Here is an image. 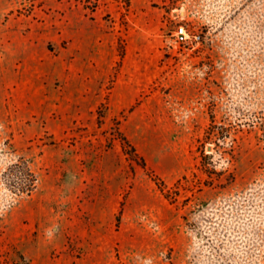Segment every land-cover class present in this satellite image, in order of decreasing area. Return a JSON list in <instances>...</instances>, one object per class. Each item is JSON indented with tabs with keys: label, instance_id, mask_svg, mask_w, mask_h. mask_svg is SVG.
Here are the masks:
<instances>
[{
	"label": "rangeland",
	"instance_id": "rangeland-1",
	"mask_svg": "<svg viewBox=\"0 0 264 264\" xmlns=\"http://www.w3.org/2000/svg\"><path fill=\"white\" fill-rule=\"evenodd\" d=\"M0 264H264V0H0Z\"/></svg>",
	"mask_w": 264,
	"mask_h": 264
},
{
	"label": "built area",
	"instance_id": "built-area-1",
	"mask_svg": "<svg viewBox=\"0 0 264 264\" xmlns=\"http://www.w3.org/2000/svg\"><path fill=\"white\" fill-rule=\"evenodd\" d=\"M175 40L178 44L188 47H198L202 42L201 32L194 28H189L186 24H180L174 31Z\"/></svg>",
	"mask_w": 264,
	"mask_h": 264
},
{
	"label": "trees",
	"instance_id": "trees-1",
	"mask_svg": "<svg viewBox=\"0 0 264 264\" xmlns=\"http://www.w3.org/2000/svg\"><path fill=\"white\" fill-rule=\"evenodd\" d=\"M125 145H126V147H128L130 149L131 155L136 157V154H135L133 147H131L129 144H125ZM126 147L124 146V148H123V149H125V151H126ZM140 161H141L142 166L144 167L145 166L144 161L142 159H140ZM16 167H17V165L14 164L10 168L15 169ZM25 176L28 179V189L26 190V193L29 195L37 186L36 185L37 178H36L35 174L26 166H25ZM154 177H155L154 178L155 183L160 188L161 192H163V195H165V197H166L168 190H166V187H165L163 181L160 178H158L157 176H154Z\"/></svg>",
	"mask_w": 264,
	"mask_h": 264
}]
</instances>
